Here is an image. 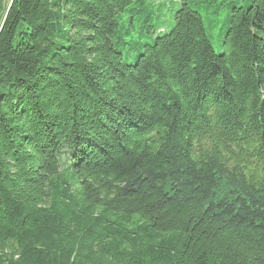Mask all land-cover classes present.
I'll list each match as a JSON object with an SVG mask.
<instances>
[{"label":"trees","instance_id":"obj_1","mask_svg":"<svg viewBox=\"0 0 264 264\" xmlns=\"http://www.w3.org/2000/svg\"><path fill=\"white\" fill-rule=\"evenodd\" d=\"M168 2L0 0V264H264V0Z\"/></svg>","mask_w":264,"mask_h":264},{"label":"rangeland","instance_id":"obj_2","mask_svg":"<svg viewBox=\"0 0 264 264\" xmlns=\"http://www.w3.org/2000/svg\"><path fill=\"white\" fill-rule=\"evenodd\" d=\"M163 2L167 0H155V2ZM169 8L172 9V11H176L180 7L179 0H169L168 2ZM203 6L200 5V7L194 5L193 8L197 11H199L203 16V22L206 27L207 36L211 42V45L213 47V50L216 54L220 55L224 52L222 44L223 40L226 34V31L229 28V16H230V8L229 7H223L221 11H219L217 14H211L207 13L204 14ZM166 31H169V28L166 29ZM152 39H154V36L150 39H147V43L151 44ZM142 51V50H141ZM138 52H133L130 55L124 56V62L126 64H134L136 61V56Z\"/></svg>","mask_w":264,"mask_h":264}]
</instances>
